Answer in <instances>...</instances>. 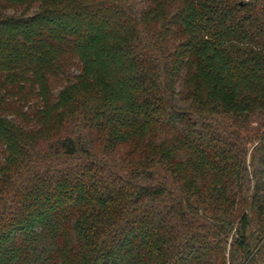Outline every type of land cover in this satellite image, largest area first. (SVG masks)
<instances>
[{"label": "trees", "instance_id": "16d2710c", "mask_svg": "<svg viewBox=\"0 0 264 264\" xmlns=\"http://www.w3.org/2000/svg\"><path fill=\"white\" fill-rule=\"evenodd\" d=\"M264 0H0V264H264Z\"/></svg>", "mask_w": 264, "mask_h": 264}, {"label": "rangeland", "instance_id": "374dc122", "mask_svg": "<svg viewBox=\"0 0 264 264\" xmlns=\"http://www.w3.org/2000/svg\"><path fill=\"white\" fill-rule=\"evenodd\" d=\"M262 192H264V189H263V191Z\"/></svg>", "mask_w": 264, "mask_h": 264}]
</instances>
